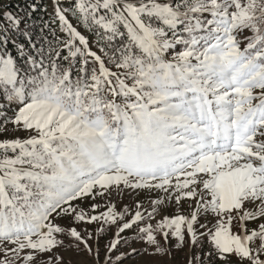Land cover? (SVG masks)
Wrapping results in <instances>:
<instances>
[{
    "label": "snow or ice",
    "instance_id": "1",
    "mask_svg": "<svg viewBox=\"0 0 264 264\" xmlns=\"http://www.w3.org/2000/svg\"><path fill=\"white\" fill-rule=\"evenodd\" d=\"M177 253L264 264V0H0V264Z\"/></svg>",
    "mask_w": 264,
    "mask_h": 264
},
{
    "label": "rangeland",
    "instance_id": "2",
    "mask_svg": "<svg viewBox=\"0 0 264 264\" xmlns=\"http://www.w3.org/2000/svg\"><path fill=\"white\" fill-rule=\"evenodd\" d=\"M135 199H137V197L133 194V195H130V196L123 198V203L131 204ZM139 199L145 200V206L147 207V200L145 199V195H141L139 197ZM129 234L131 235V233H129ZM137 247H139V245H137ZM182 257H183L182 253H177L176 260L175 261L169 260L166 262V264H178V262L182 259ZM137 259H139V258H137ZM125 264H133V261H125Z\"/></svg>",
    "mask_w": 264,
    "mask_h": 264
},
{
    "label": "trees",
    "instance_id": "3",
    "mask_svg": "<svg viewBox=\"0 0 264 264\" xmlns=\"http://www.w3.org/2000/svg\"><path fill=\"white\" fill-rule=\"evenodd\" d=\"M4 4H5V7H13V10H15V4H16V0H4ZM129 237H131L130 234H128ZM110 238V236L108 237ZM103 247V242L101 243V248Z\"/></svg>",
    "mask_w": 264,
    "mask_h": 264
}]
</instances>
